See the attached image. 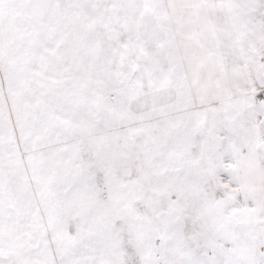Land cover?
I'll list each match as a JSON object with an SVG mask.
<instances>
[{
  "label": "snow or ice",
  "instance_id": "6c2138e0",
  "mask_svg": "<svg viewBox=\"0 0 264 264\" xmlns=\"http://www.w3.org/2000/svg\"><path fill=\"white\" fill-rule=\"evenodd\" d=\"M0 264H264V0H0Z\"/></svg>",
  "mask_w": 264,
  "mask_h": 264
}]
</instances>
